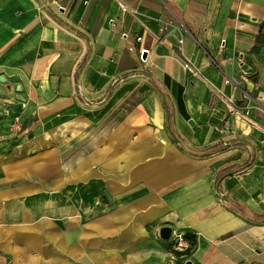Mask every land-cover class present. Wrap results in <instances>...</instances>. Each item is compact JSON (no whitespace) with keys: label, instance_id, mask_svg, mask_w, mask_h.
<instances>
[{"label":"crops","instance_id":"obj_1","mask_svg":"<svg viewBox=\"0 0 264 264\" xmlns=\"http://www.w3.org/2000/svg\"><path fill=\"white\" fill-rule=\"evenodd\" d=\"M7 54L0 264H264V0H0Z\"/></svg>","mask_w":264,"mask_h":264},{"label":"rangeland","instance_id":"obj_2","mask_svg":"<svg viewBox=\"0 0 264 264\" xmlns=\"http://www.w3.org/2000/svg\"><path fill=\"white\" fill-rule=\"evenodd\" d=\"M2 60L4 61L3 65L11 63L8 54L7 58L0 56V63ZM0 67H2L1 64ZM4 71L0 68V157L12 154L14 149L18 147L19 140L24 133L18 115L13 114L10 107L12 97L7 95L12 93V84L9 80V74L7 75Z\"/></svg>","mask_w":264,"mask_h":264},{"label":"built area","instance_id":"obj_3","mask_svg":"<svg viewBox=\"0 0 264 264\" xmlns=\"http://www.w3.org/2000/svg\"><path fill=\"white\" fill-rule=\"evenodd\" d=\"M178 45L181 46L182 44V37H179L177 39ZM186 246L185 240L184 238L180 235L177 237V242L174 245V249L176 250H181L182 248H184Z\"/></svg>","mask_w":264,"mask_h":264},{"label":"water","instance_id":"obj_4","mask_svg":"<svg viewBox=\"0 0 264 264\" xmlns=\"http://www.w3.org/2000/svg\"><path fill=\"white\" fill-rule=\"evenodd\" d=\"M172 228L169 226H163L159 230V236L161 239L168 240L171 236Z\"/></svg>","mask_w":264,"mask_h":264}]
</instances>
